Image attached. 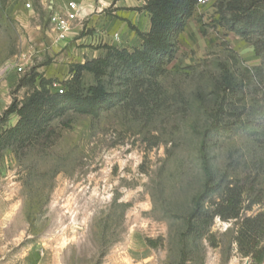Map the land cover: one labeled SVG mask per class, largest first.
I'll list each match as a JSON object with an SVG mask.
<instances>
[{
    "label": "rangeland",
    "instance_id": "1",
    "mask_svg": "<svg viewBox=\"0 0 264 264\" xmlns=\"http://www.w3.org/2000/svg\"><path fill=\"white\" fill-rule=\"evenodd\" d=\"M220 2L195 0L146 105L120 100L126 89L108 67L102 82L115 100L98 115L43 110L39 127L49 123L53 132L47 128L39 139L10 133L15 115L0 123V238H33L39 252L49 251L47 264H129L122 256L145 251L163 252V264H255L234 240L236 219L215 217L197 239L186 233L196 206L210 208L220 197L217 190L206 196L212 179L245 186L241 217L264 214V136H205L219 109L240 108L246 92L223 91L224 67L239 80L245 67L261 63L250 42L223 27ZM143 6L120 18L115 45H89L96 57L108 46H140L135 37L149 17ZM45 13L37 0H0V115L26 97L29 86L18 84L29 73L38 74L36 84L43 77L64 86L71 66L90 59L80 41L72 51L52 50L32 36L30 29L48 27ZM11 61L22 70H6ZM83 74L85 86L95 84L93 73Z\"/></svg>",
    "mask_w": 264,
    "mask_h": 264
},
{
    "label": "trees",
    "instance_id": "2",
    "mask_svg": "<svg viewBox=\"0 0 264 264\" xmlns=\"http://www.w3.org/2000/svg\"><path fill=\"white\" fill-rule=\"evenodd\" d=\"M194 3L195 0H147L143 8L148 12L150 24L147 31H137L141 39L139 47L128 50L108 46L105 57L74 63L69 70L70 78L63 83L65 90L62 93L53 89L55 80L41 77L36 84L38 74L29 73L18 84L19 87L29 86V92L21 101L12 100L0 115V123L5 124L11 115H15L18 120L10 133H30L39 139L47 128L53 132L49 123L39 127L43 110L63 114L68 107L79 113L98 115L104 104L115 100V96L108 95L102 82L108 67L112 72L119 73V85L126 89L125 93H120V100L146 105L154 94L151 85L166 72L165 65L173 59L178 35L190 17ZM217 9L223 27L250 42L261 63L245 67L239 80L224 67L223 91L231 94L242 92L243 87L247 86L246 92H242L240 108H232L228 112L219 109L205 136L231 138L245 133L259 138L264 136V0H221ZM85 71L93 73L95 84H83ZM60 104L62 108L55 110ZM213 181L206 186V196L210 197L217 190L220 197L212 201L210 208H204L202 204L196 206L188 223L187 236L194 239L203 236L215 217L221 220L236 219L234 240L239 251L244 256H250L253 263H261L264 259V214L241 217L246 198L245 186L239 184V180L216 185ZM255 202L259 200L251 203Z\"/></svg>",
    "mask_w": 264,
    "mask_h": 264
},
{
    "label": "crops",
    "instance_id": "3",
    "mask_svg": "<svg viewBox=\"0 0 264 264\" xmlns=\"http://www.w3.org/2000/svg\"><path fill=\"white\" fill-rule=\"evenodd\" d=\"M69 0H37V3L41 7H46L45 19H48L49 16L53 13H62L65 10L66 3ZM81 6L80 17L89 16L86 20L81 18L74 22L72 28L68 32V38L65 42H60L55 39L54 33L50 30V26L44 27V23L41 26H36V28L30 29L32 36L37 37L40 40V44L48 43L51 45L52 50H55L56 47L66 46L65 51H72L73 45L77 41L82 42L86 47L81 48V51L85 54L90 53L91 57H96L94 52H97L98 49L89 47L93 45L91 40L94 39L100 30L105 29V32H119L123 29L124 25L121 24L120 18H127L132 11L130 7H142L147 0H75ZM111 7L112 11L110 14L104 15L100 13L102 9ZM105 13V12H104ZM134 17V16H133ZM149 17L142 24L144 28H141V31H147L149 28ZM86 29V31L83 29ZM93 28L95 29L93 31ZM110 28V29H109ZM80 37L74 39L76 35ZM120 33V32H119ZM128 35V33H126ZM134 36V35H133ZM140 43V38L135 37ZM108 43H111L110 41ZM115 45L116 42L111 43ZM88 45V46H87ZM93 52V53H91ZM86 56L82 57V60L78 62H84ZM8 103V102H7ZM5 106L3 107V109ZM49 251L39 252V247H37L36 242L33 238H0V264H47L44 261V254ZM126 255V256H125ZM123 258H128L131 260L129 264H163L161 259L164 257L163 252H154V251H145L137 256V254L127 253ZM135 259H140L136 261ZM120 264H128L122 262Z\"/></svg>",
    "mask_w": 264,
    "mask_h": 264
},
{
    "label": "built area",
    "instance_id": "4",
    "mask_svg": "<svg viewBox=\"0 0 264 264\" xmlns=\"http://www.w3.org/2000/svg\"><path fill=\"white\" fill-rule=\"evenodd\" d=\"M209 0H196L197 4L204 5L208 3ZM27 8L30 7V3L27 2L25 4ZM81 13V6L80 4L75 0H69L66 3L65 10L62 13H53L49 16L48 22L50 26V30L54 33L55 39L57 41H67L68 38V32L72 28L74 22L78 21L80 18L84 20L83 17H80ZM88 28L83 29V31ZM107 39L109 41L118 42L120 40V34L118 32H112L107 33L105 32V29L100 30L98 35L91 40L92 44H98V43H108ZM16 67L18 71L22 70V67L17 65L15 61H11L10 63L6 64L5 69L8 70L9 68ZM53 88L58 93H62L65 90V87L62 85H56V83H53Z\"/></svg>",
    "mask_w": 264,
    "mask_h": 264
}]
</instances>
